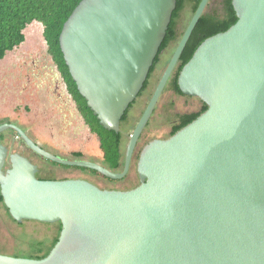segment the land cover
Instances as JSON below:
<instances>
[{
	"label": "water",
	"instance_id": "95a60500",
	"mask_svg": "<svg viewBox=\"0 0 264 264\" xmlns=\"http://www.w3.org/2000/svg\"><path fill=\"white\" fill-rule=\"evenodd\" d=\"M177 0H81L59 48L87 108L105 130L143 88ZM209 0H200L145 111L128 136L123 171L61 159L11 129L54 164L119 180L165 82ZM236 22L205 39L177 85L206 110L140 152V184L101 190L83 179L41 180L26 157L0 144V195L16 223H60L42 259L0 255V264H264V0H231ZM7 165V168H6Z\"/></svg>",
	"mask_w": 264,
	"mask_h": 264
},
{
	"label": "flooded vegetation",
	"instance_id": "af4514ba",
	"mask_svg": "<svg viewBox=\"0 0 264 264\" xmlns=\"http://www.w3.org/2000/svg\"><path fill=\"white\" fill-rule=\"evenodd\" d=\"M215 4H216V0H209L207 4L208 9H212ZM37 24L41 25L39 23ZM187 24L183 28V24L181 22V15H180L178 21L174 24L173 33L175 34V39L166 43V45L163 48L160 47L158 55L156 56L153 65L150 68V71L147 75L143 88L138 93L134 101L129 105L128 109L125 111L124 116L120 121V131H122V136L125 135L126 133L124 128H126L129 125L131 117L137 115V120L134 126L131 128L132 131L135 125L137 124V122L139 121L140 117L142 116L143 112L145 111L147 105L149 104V101L151 100L154 94L156 87L158 86L159 81L161 80L162 76L164 75L168 67V64L186 29ZM42 32L43 30L41 31V34ZM25 40L26 37L24 39V42ZM43 42L45 49L41 53L33 54L31 52L28 55H26V53L24 54V52H21L20 53L21 60L18 61V64L14 67V68H18L16 71L17 74L16 76H17V80L20 81V95H21V96H15L17 100L20 101V104H18L19 107L16 106V109H23L24 111H29L30 109L27 102H34L43 105V108L45 110L48 109V111L52 112L53 113L52 116L54 117V119L51 118V120H53V124L55 125L51 127L50 140L47 143L40 141L35 137H34L35 140L33 139L31 140L43 150H45L43 147L47 146L48 150L45 151L55 156L60 155L62 158L59 156L57 157L61 159L85 160L84 152L82 148L87 141V131L89 132V136H92L94 134H92L90 129L88 128L85 118L78 106L77 100L74 98V96H71V94L69 93L67 84L65 82V78L62 75L58 65H56L52 56L50 55L49 49L44 39ZM21 45L15 48L14 51L19 50ZM185 47L182 53L180 54L178 60L176 61L174 67L172 68L165 82V85L155 103L153 111L146 125L142 129V132L132 152L128 170L124 175V177L119 180H110L99 175L98 173L97 174L88 173L90 177L102 179L108 184L122 183L121 186L102 187L99 186L96 182H92L86 179L83 180L88 181L89 183L95 185L101 190L128 191L137 187L140 184V180L136 172V164L138 162V158L141 150L151 141L164 140L169 138L171 132L182 122V117L190 116L191 114H195L199 112V110L202 108L204 104L196 97H189L182 95L177 85V78L182 69L181 63H182ZM33 85H35V87L38 88H44L46 92L49 94V96H45L46 100H48L46 104L42 103L44 99L43 97L32 96L31 93H28L30 96L26 94L29 88L32 89L31 87ZM4 123H8V122H4ZM18 125H19L18 126L19 129L21 130L23 129V131L29 132L28 126H23L20 124ZM162 129H165L164 133H161ZM5 132H11L13 135H15L14 134L15 132L11 129ZM128 136L125 140L126 144L125 145L123 144L121 146V152H122L121 165L117 170L112 172L121 173L123 171L124 154L128 143ZM15 138L19 144L23 145L28 151L33 153L28 147L25 146V144L20 140V138L17 135H15ZM2 142L3 140L1 139L0 144H2L7 148L8 155L11 154L9 153V148L6 145H4ZM74 142H77L78 145L76 150H72L70 145L71 143ZM73 153H80V158L78 159L74 158ZM33 154L36 155L35 153ZM36 156L39 157L38 155ZM27 159L30 160L32 164H34L29 157H27ZM89 161L98 163L102 167L109 170L103 164L102 158L96 162L93 160H89ZM34 165L37 167V172L35 174L37 179H41V180L67 179V178L51 179V177L45 178V177H40L38 175L39 171H41L42 169L46 170L48 173H55L56 171L59 170V168L62 171L65 170L66 166L57 165L52 162L51 164L45 163V166L43 168H39L36 164ZM66 169H68V167ZM0 206L3 209L4 215L11 219L7 209L5 208L3 202L1 201H0ZM13 222L17 225L18 229L20 230L19 232L24 233L25 235V238L23 239L22 242V245L24 246L23 248H26V246L33 248V252L30 255H28V257L20 258V259L38 260L44 258L57 242L61 231L60 223H41L37 221H22L21 223H16L15 221ZM36 224H40V226H37ZM0 245L2 247H5V245L1 243ZM15 246L18 247L19 245L15 244ZM0 255L12 257V258H19L13 256L11 252L10 254L0 253Z\"/></svg>",
	"mask_w": 264,
	"mask_h": 264
},
{
	"label": "trees",
	"instance_id": "16d2710c",
	"mask_svg": "<svg viewBox=\"0 0 264 264\" xmlns=\"http://www.w3.org/2000/svg\"><path fill=\"white\" fill-rule=\"evenodd\" d=\"M80 1L81 0H0V61L8 52L14 50L24 42L25 36L23 31L30 24L34 22L41 24L43 28L42 36L49 49V53L64 76L69 93L77 100L88 128L98 139L103 164L110 171H115L121 165L122 131L115 133L105 130L99 125L97 119L87 108L85 100L79 95L68 73V69L64 64L59 48L58 38L62 26ZM199 2L200 0L176 1V9L172 14L171 24L168 26L161 48H163L166 43L175 39V34L173 33L174 24L178 21L185 7H189L191 18ZM235 22L236 16L231 5V0H216V4L212 9H208L207 6L186 44L181 68L189 61L196 48L205 39L226 31ZM206 108L207 106L203 105L199 112L182 117V122L171 132L170 136L196 119ZM2 138L3 134H0V140ZM73 157L77 159L80 158V153H73ZM73 169L97 174L94 171L84 168ZM0 201L2 202L1 195Z\"/></svg>",
	"mask_w": 264,
	"mask_h": 264
},
{
	"label": "rangeland",
	"instance_id": "374dc122",
	"mask_svg": "<svg viewBox=\"0 0 264 264\" xmlns=\"http://www.w3.org/2000/svg\"><path fill=\"white\" fill-rule=\"evenodd\" d=\"M189 7H185L184 11L181 14V22L183 24V28L189 22L190 19V11ZM42 28L40 25L36 23L30 24L25 29L26 40L22 43L21 47L17 51L8 52L4 58L0 61V123L8 122L15 127L20 125L28 126V131H22L30 138H37L40 141L48 142L50 140V131L51 127L54 126L52 116V112L48 111V109H44L43 105L34 102H27L29 105V111H24L23 109H16V106L20 104V101L17 100L15 96L20 95V81L17 80L16 71L18 68H14L18 61L21 60V52L26 53H41L44 48V42L41 34ZM14 73V74H13ZM32 89H28L26 94L30 96L28 93H31L32 96H40L43 97V104H46L48 100H46L45 96H49L44 88H38L33 85ZM22 105V104H21ZM19 107V106H18ZM137 120V115L131 117L129 125L124 128L126 133L122 136L121 146L125 143L127 136L131 132V128L134 126ZM17 122V123H16ZM19 128V127H18ZM165 129L161 130V133H164ZM3 144L9 148V153H19L24 157H29L34 164H36L39 168H43L45 163L51 164L50 161L45 160L43 158H39L30 151H28L23 145L19 144L11 132L3 133ZM72 150L77 149V142L71 143ZM45 150H48L47 146L43 147ZM84 159L85 160H93L99 161L102 158V153L99 149L98 140L95 135L89 136V132L87 131V141L83 145ZM61 157L60 155H57ZM62 158V157H61ZM7 166V165H6ZM65 167V170H59L55 173H48L46 170L39 171L38 175L40 177L58 179V178H67V179H86L92 182H96L99 186L102 187H120L122 183L117 184H108L102 179H98L95 177H90L87 172H81L80 170ZM37 175V176H38ZM38 176V177H39ZM40 226V224H36ZM17 225L7 216L4 215L3 209L0 206V243L5 245L2 247L0 245V253L2 254H11L13 256L19 258H26L33 252L32 247L23 248L22 245L23 239L25 238L24 233L19 232ZM19 232V234H18ZM17 238V239H16ZM18 240V241H17ZM20 241V242H19ZM18 244L19 246H15ZM22 245V246H21Z\"/></svg>",
	"mask_w": 264,
	"mask_h": 264
},
{
	"label": "crops",
	"instance_id": "0c3cea01",
	"mask_svg": "<svg viewBox=\"0 0 264 264\" xmlns=\"http://www.w3.org/2000/svg\"><path fill=\"white\" fill-rule=\"evenodd\" d=\"M35 23V22H34ZM37 24V23H36ZM41 26V25H40ZM41 28H42V26H41ZM42 30H43V28H42ZM23 33H24V36H25V30L23 31ZM26 37V36H25Z\"/></svg>",
	"mask_w": 264,
	"mask_h": 264
}]
</instances>
